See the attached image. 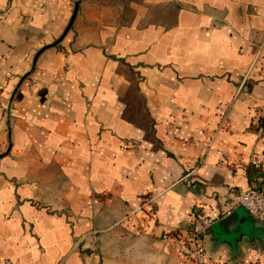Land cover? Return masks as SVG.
<instances>
[{
    "label": "crops",
    "instance_id": "0c3cea01",
    "mask_svg": "<svg viewBox=\"0 0 264 264\" xmlns=\"http://www.w3.org/2000/svg\"><path fill=\"white\" fill-rule=\"evenodd\" d=\"M259 126L264 0H0V264H264Z\"/></svg>",
    "mask_w": 264,
    "mask_h": 264
},
{
    "label": "built area",
    "instance_id": "2783aa9c",
    "mask_svg": "<svg viewBox=\"0 0 264 264\" xmlns=\"http://www.w3.org/2000/svg\"><path fill=\"white\" fill-rule=\"evenodd\" d=\"M259 137H264V126L256 129ZM251 163L259 167L260 160L257 155L252 156ZM227 209L223 216L228 215L235 208H242L255 220L264 223V187L260 189H231L226 193ZM214 219L196 211L191 215V225L184 238H166L179 252L189 258L193 264H210L206 228ZM4 264H11L5 260Z\"/></svg>",
    "mask_w": 264,
    "mask_h": 264
},
{
    "label": "water",
    "instance_id": "95a60500",
    "mask_svg": "<svg viewBox=\"0 0 264 264\" xmlns=\"http://www.w3.org/2000/svg\"><path fill=\"white\" fill-rule=\"evenodd\" d=\"M76 10H77V7L75 6L73 14H72V17H71V20H70V23L72 22V20H73V18L75 16ZM250 220H251L250 222L252 224L251 226L253 228H255V226L258 225V222L255 219H250ZM248 225H249V223H247V226ZM215 230H217V231H215ZM223 231H224V229H223L222 225L211 224L210 226H208L206 228L205 234H206L207 237H212L213 235H215L218 238V237H222L223 236ZM210 246H211V248H213V243L212 242L210 243Z\"/></svg>",
    "mask_w": 264,
    "mask_h": 264
},
{
    "label": "rangeland",
    "instance_id": "374dc122",
    "mask_svg": "<svg viewBox=\"0 0 264 264\" xmlns=\"http://www.w3.org/2000/svg\"><path fill=\"white\" fill-rule=\"evenodd\" d=\"M106 2L108 3H112V2H118L120 4V1H123V0H105Z\"/></svg>",
    "mask_w": 264,
    "mask_h": 264
}]
</instances>
